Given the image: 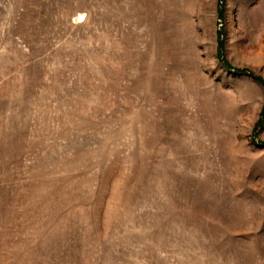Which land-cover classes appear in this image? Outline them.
<instances>
[{"label": "rangeland", "instance_id": "rangeland-1", "mask_svg": "<svg viewBox=\"0 0 264 264\" xmlns=\"http://www.w3.org/2000/svg\"><path fill=\"white\" fill-rule=\"evenodd\" d=\"M0 264H264V0H0Z\"/></svg>", "mask_w": 264, "mask_h": 264}, {"label": "trees", "instance_id": "trees-1", "mask_svg": "<svg viewBox=\"0 0 264 264\" xmlns=\"http://www.w3.org/2000/svg\"><path fill=\"white\" fill-rule=\"evenodd\" d=\"M241 72H245V73L249 74L250 76H253V75H251L249 72H246V71H241ZM255 79H256L257 81H259V82H262V83H263V81H262V79H261V78H259V77H255Z\"/></svg>", "mask_w": 264, "mask_h": 264}]
</instances>
